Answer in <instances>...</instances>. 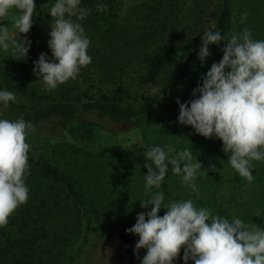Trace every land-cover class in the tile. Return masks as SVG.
Instances as JSON below:
<instances>
[{"label": "trees", "instance_id": "1", "mask_svg": "<svg viewBox=\"0 0 264 264\" xmlns=\"http://www.w3.org/2000/svg\"><path fill=\"white\" fill-rule=\"evenodd\" d=\"M174 4L176 5L172 0H142L139 2L135 6V13L139 14L143 21L141 31L134 35L136 30H133L134 33L128 35L124 34L127 25L115 26L118 20V12L114 7V0H81L79 6L84 7L89 14L84 20L77 22L81 23L87 32L95 29L99 34L102 33L98 35L99 37H103V34L110 30L111 34L112 32L114 34L112 43L106 48H95L91 51L93 59L96 56L103 58L106 67L111 68L112 78L116 79L118 74H122V78L125 76L134 82L136 89H133L130 83L122 85L119 82L112 87L101 89L93 96L71 95L69 90L64 92L45 91L42 81L37 80L36 75L33 80L30 79L34 67L33 63L29 64L26 61L30 54L18 62L14 58L10 62H7L5 58L0 59V63L5 62L0 68V90L15 93V100L9 102V107L3 110L0 119L15 121L23 118L33 126V130L29 131L26 137V142L30 145L28 153L29 172L25 179L26 185L28 186L35 177L50 179L55 182L58 189L61 188L64 197L71 202V205L82 211L84 226L82 235H80L81 241L75 250L69 253L66 264L76 263L77 255L81 252L83 245L88 242L86 241L87 233L92 225H102L105 220H110V218H114L115 224L122 225L135 219L137 214L141 213L138 211L137 205L139 203L137 201L143 181L141 179L143 178L142 173L146 169L144 167V154L153 146L162 147V137L160 138V136L169 138L171 133L174 135L178 132L187 133V141L183 145L190 147L193 142V159L200 155L206 157L207 161L211 163L217 160L220 175L222 174L225 178L218 180L216 184L212 183L210 198H207L203 204L209 205L212 214L218 215L216 213L218 211L214 210L217 207L214 204V194L216 187H222L223 184L230 190L227 194L230 195L229 199L236 197L233 202L239 212L231 216L227 211L221 209L219 216L227 217L230 221L239 218L245 223L259 224L264 222V161H258L256 165L252 163L254 180L252 183H248L231 168L228 163V155L222 151L223 145L218 138L206 139L196 134L191 126L178 123L179 106L176 101L174 103L176 111L167 113L157 107L154 98L144 96L142 91L138 89L139 85L153 84L160 72L164 68H168L175 81H182L187 86L184 96L178 98L180 102L184 103L194 99L192 96L193 89L202 83L201 76L209 70L211 65L221 60L222 49L227 43L221 41L218 44H210V56L201 65L197 54L203 33L205 31H218L222 37L227 39L232 34H239L248 29L252 33V39L256 40L257 31L259 32V40H264V22L261 24L262 28L256 29L255 13L257 7L251 1L218 0L211 6L209 12L210 29L195 28L188 37L177 38L176 35L169 36L166 33L167 19L174 12ZM101 5L106 6V10H101L98 7ZM261 6L264 7L262 4ZM244 13H247V18L242 21L241 17ZM73 19L76 18L73 17ZM47 22H54V18L50 17L49 12H43L33 17V24ZM126 36L131 38L126 39ZM106 53L108 55L104 56ZM133 63H137V66L135 67ZM129 67L131 68L129 69ZM105 73L108 72L105 71ZM137 119L151 121L154 125V134L145 139L146 148L128 151L111 149L108 152L105 149L107 152L105 155L110 157V162L104 164L107 167H100L101 174L94 181L96 186L101 187L103 182L99 180L106 177L102 168H107L110 171V189H115L121 185L120 182H124L128 188L121 201L122 206L125 207L124 211L118 207L120 203L117 206L109 203L115 199L112 196L104 198L94 196L96 202L92 201L93 198L89 199V196L81 189L80 183L70 174L64 173L54 166L49 160L48 152L43 150V148H47L46 144L50 143L51 140H56L65 134L67 137L79 135L88 138L93 127L109 131L114 126ZM180 140L178 139V142ZM61 142L63 147L68 144L65 141ZM169 143L175 146V138ZM170 144L164 142V146ZM176 146V151L170 155H175L178 152L177 149L182 148L181 145L176 144ZM214 173L211 171L209 175L217 181ZM168 181H172V179L169 178ZM152 195V193L144 195L143 201ZM184 198L180 196L165 198L162 207L173 201H184ZM43 200H38L39 206L43 204ZM30 208L31 205L24 204L21 213L18 215L21 223L15 228L21 232L19 236L12 238V241H4L6 244L0 246V256L8 255L9 258H13L12 260L16 264H32L34 260H36V264L43 262V258L36 255L32 247V244L39 240L42 235L26 234L28 228L26 219H29ZM229 208L228 205H224V210ZM146 210H151V205L147 209L143 208V211ZM119 212H121L119 217H113ZM165 212L166 209L161 208L158 215L163 216ZM258 212L259 215H257ZM38 214L41 213L38 212ZM105 214L109 215L106 216ZM182 257L183 249L180 257L173 264H182V260H180ZM187 264H194V262L189 260Z\"/></svg>", "mask_w": 264, "mask_h": 264}, {"label": "clouds", "instance_id": "2", "mask_svg": "<svg viewBox=\"0 0 264 264\" xmlns=\"http://www.w3.org/2000/svg\"><path fill=\"white\" fill-rule=\"evenodd\" d=\"M81 0H56L49 15L54 18L48 33V48L52 59L41 53L33 61L32 72L41 80L45 91H52L70 79H76L81 69L91 63L88 54L89 38L81 23L89 14L79 8ZM106 10V6H98ZM16 13L12 29L0 26V48L20 60L28 54L31 41L26 34L33 25L36 9L34 0H0V20ZM73 17L76 19L74 20ZM247 13L241 20H246ZM19 34L25 37L18 39ZM226 41L223 56L201 76V84L193 89L194 99L179 106L178 123L191 126L196 134L206 139L218 138L228 163L248 183H252V161H264V40L252 39L250 30L232 34L225 39L218 31H205L197 54L201 65L210 56L209 45ZM161 89L153 88L152 92ZM198 94V95H197ZM15 100V93L0 90V114ZM159 126V125H158ZM33 130L23 118L15 121L0 119V227L8 224L9 217L29 198L25 183L29 172L26 137ZM138 140L141 138L138 136ZM153 146L144 154L147 169L145 194L158 189L149 199L140 202L141 208L151 210L138 213L136 223L126 229L139 237L134 254L146 249L141 264H173L183 249L187 264H264V228L255 223H245L213 215L208 208L195 207L192 200L173 201L162 207L164 190L161 185L168 173L182 176V184L193 192V181L203 170L218 172L215 164L203 169L200 162H193L192 150L175 152L171 145ZM182 165V167H181ZM166 209L163 216L158 215ZM259 215V212L257 213Z\"/></svg>", "mask_w": 264, "mask_h": 264}, {"label": "rangeland", "instance_id": "3", "mask_svg": "<svg viewBox=\"0 0 264 264\" xmlns=\"http://www.w3.org/2000/svg\"><path fill=\"white\" fill-rule=\"evenodd\" d=\"M142 0H114L115 9L118 12V20L115 26H126L124 34H132L133 30L137 32L141 31L143 21L140 19L139 14L135 13V6ZM176 5L174 12L168 17L166 23V33L170 35H176L177 38H185L195 30V28L210 29L211 19L210 10L211 6L214 5L218 0H172ZM256 5L255 20L257 22L256 29L262 28L261 24L264 22V0H248ZM36 9L34 16L43 12H49L50 8L55 4L56 0H34ZM80 9L85 10L84 7L79 6ZM16 10L13 9L10 15L3 20H0V26L6 25L9 27L10 32L12 29V19ZM52 22L33 24L30 31L26 34L28 40L31 41L26 61L32 64L39 57V54L44 53L49 60L52 59L51 51L48 48V40L50 39L48 33L50 32V25ZM128 29V30H127ZM111 31V30H110ZM106 32L103 37H99V32L95 29L87 32L85 29V35L90 40L88 48V54L92 60L89 65L82 68L76 79H70L64 84H60L53 91L64 92L69 90L71 95H89L93 96L98 93L101 89L112 87L117 83H130L131 87L136 89L134 82L128 77L122 78V74H118V78H112L110 73L111 68H107L103 58L96 56L93 59V53L91 51L95 48H106L107 45L112 43L114 34L112 32ZM134 33V32H133ZM25 37V34H19L18 39ZM133 37V36H132ZM126 39H130V36H126ZM259 32L256 31V40H259ZM122 45H125L122 43ZM126 46V45H125ZM11 48L8 51L0 48V59L5 58L7 62H10L13 58L11 55ZM108 52V49L106 50ZM106 53L104 56H107ZM17 62L19 60H16ZM1 62V60H0ZM0 63V68L4 64ZM137 63H133L136 67ZM131 67H129L130 69ZM127 67L125 68V70ZM92 71V72H91ZM107 71L108 73H105ZM35 75L31 74V80ZM114 79V80H113ZM129 80V81H128ZM161 89L162 96L160 97L159 91L156 93L152 92V89ZM138 89L142 91L143 95L148 98H154V103L158 108H161L164 112L176 111L174 107L175 101L184 96L187 91V86L182 81H175L172 73L168 68H164L157 76L153 84L150 85H139ZM91 135L88 138L75 135L74 137H67V134L62 135L56 140H51L50 143L46 144L47 148L43 150L48 152L50 162L56 166L59 170L64 173L70 174L74 179L77 180L81 185V189L87 196L93 198V202H96L94 196L97 197H109L115 198L110 201L112 205L117 206L124 211L121 203L124 198L127 187L124 182H120L115 189H110V171L107 168H102L104 171L105 178L99 180L103 182L102 188L96 186L94 181L96 177L101 174L100 167H107L104 165L106 162H110V157L106 156L108 151L111 149L116 150H133V149H144L146 148L145 139L154 134V125L151 121L143 119H137L131 122L123 123L110 128L109 131L100 129L98 127L91 128ZM141 139L138 140L137 137ZM186 132H178L176 135L171 133L169 138L160 136L161 142L163 143L162 148H165L164 142H169L175 138V143L181 145L182 148L177 149L181 151L184 149L192 150L193 142L190 147L184 146L183 143L186 140ZM178 139H181L178 142ZM65 141L66 147L61 145ZM176 144L175 151H176ZM172 146V144H170ZM187 147V148H186ZM105 149L107 152H105ZM198 151V150H197ZM202 151V150H201ZM195 154V153H194ZM197 161L203 166V169H208L209 164H215L218 172H215L216 180H213L209 175L211 171L207 172V175L200 170L197 173V178L193 181L197 185V191L193 192L189 187L182 184V176L173 174L171 167H169L168 173L164 178L163 184L161 185L164 190L165 198H174L175 196L185 197L184 201L192 200L195 207L209 208V205H203L207 198H210V190H212V183H218V180L225 178L222 174L220 175L219 167L217 166V160L213 163L208 162L206 157L200 155L196 156ZM196 159H193L195 162ZM258 161H253L256 165ZM260 162V161H259ZM182 167V165H181ZM147 169L142 173L143 181L141 189L138 193L139 199L137 203L138 211H143L140 206V202L144 199L145 194V175ZM109 176V178H107ZM141 177V176H140ZM172 181H168V179ZM214 178V177H213ZM136 184V183H134ZM183 185V186H182ZM182 186V187H181ZM29 189V198L27 205H31L29 219H26L28 223L27 235H39L42 237L32 244L36 255H40L43 258V262L40 264H66L67 257L71 251H74L82 235V229L84 226L82 211L81 209L71 205V202L64 197V193L61 188H57L55 182L50 179H40L35 177L31 183L27 186ZM110 189V190H109ZM116 192H114V191ZM228 190V191H227ZM108 191V192H106ZM158 189L152 188L147 194H154ZM229 189L223 184L222 187H216L214 194V204L217 205L214 209L218 215L221 209L227 211L231 216L238 213V208L233 202L234 198H230ZM141 195V196H140ZM184 195V196H183ZM44 199L43 204L38 205V200ZM226 202V204H225ZM203 205V206H202ZM224 205H228L229 209L224 210ZM24 205L20 206L8 220V224L5 227H0V246L5 245L4 241H12L15 236H19V233L15 228L20 224L18 215L21 213ZM98 208V206L96 205ZM37 210V211H36ZM150 211V210H148ZM214 211V212H215ZM40 212L41 214H38ZM119 214L113 216L119 217ZM108 216L109 214H105ZM216 215V214H213ZM264 222H260L259 225L263 228ZM120 224L114 223V218L105 220L104 224L98 226L92 225V228L87 233V243L83 245L81 252L76 257L75 264H141L142 257L146 254V249L138 250V253L134 254V259L128 261L127 254L124 252L120 239L117 236V231ZM21 235V234H20ZM139 237L135 236L132 240L133 248L138 241ZM57 241V242H53ZM13 258H9L8 255L0 256V264H16ZM182 264H184L183 259ZM38 263V264H39ZM36 264V260L32 262Z\"/></svg>", "mask_w": 264, "mask_h": 264}, {"label": "water", "instance_id": "4", "mask_svg": "<svg viewBox=\"0 0 264 264\" xmlns=\"http://www.w3.org/2000/svg\"><path fill=\"white\" fill-rule=\"evenodd\" d=\"M135 223H136V217L135 219L120 225L117 231V236L120 239L122 248L128 256H131L134 252L132 240L134 239L136 235L131 234V233H126L125 230L128 228H131Z\"/></svg>", "mask_w": 264, "mask_h": 264}, {"label": "flooded vegetation", "instance_id": "5", "mask_svg": "<svg viewBox=\"0 0 264 264\" xmlns=\"http://www.w3.org/2000/svg\"><path fill=\"white\" fill-rule=\"evenodd\" d=\"M127 259H128V261H131V260H133L134 259V256H133V254L131 255V256H128L127 255V257H126Z\"/></svg>", "mask_w": 264, "mask_h": 264}]
</instances>
